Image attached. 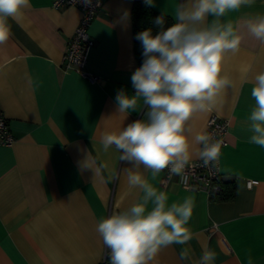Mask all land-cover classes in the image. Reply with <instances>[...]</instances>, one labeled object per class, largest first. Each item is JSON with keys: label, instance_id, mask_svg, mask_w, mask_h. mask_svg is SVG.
<instances>
[{"label": "crops", "instance_id": "0c3cea01", "mask_svg": "<svg viewBox=\"0 0 264 264\" xmlns=\"http://www.w3.org/2000/svg\"><path fill=\"white\" fill-rule=\"evenodd\" d=\"M52 2L29 0V7L9 20L10 37L0 44V109L15 137L13 144L0 146V264H110L96 225L117 202L130 204L136 190L126 182L128 165L114 147L105 153L100 137L106 128L118 131L143 118L142 102L125 115H119L115 102L120 89L135 95L134 0H104L90 26L95 45L87 71L98 77L94 83L61 67L81 10L55 9ZM178 3L154 0L151 7L174 20ZM125 12L130 18L121 19ZM260 13L264 0L226 19L236 22ZM260 71L264 44L245 33L239 51L227 55L221 69L234 86L221 89L212 109L190 122L193 141L206 131L211 114L229 122L220 168L223 181L234 184V199H212L182 188L176 179L164 189L163 172L153 179L141 169L168 193L169 203L195 198L190 241L161 249L150 264H192L205 249L216 253L215 264H247L249 253L254 264H264V148L248 143L242 128L254 105L253 78ZM89 153L97 176L81 167ZM247 180L258 183L248 188ZM183 248L189 250L188 261L180 259Z\"/></svg>", "mask_w": 264, "mask_h": 264}, {"label": "clouds", "instance_id": "9594fccd", "mask_svg": "<svg viewBox=\"0 0 264 264\" xmlns=\"http://www.w3.org/2000/svg\"><path fill=\"white\" fill-rule=\"evenodd\" d=\"M91 4L92 0H84ZM146 6H155L154 0H144ZM256 0H179L174 6L176 21L164 28V15L156 17L160 30L138 33L136 40L142 46V65L131 75L135 95L120 89L115 97L117 112L125 115L136 112L142 102V119H137L118 131H103L102 150L115 148L129 190H136L127 206L120 202L107 217H102L96 231L108 249L110 264H150L161 249L171 245H185L192 238L188 224L195 208V198L169 203L166 191L159 190L145 177L155 179L167 169L181 178L188 189L185 169L193 156L202 167L215 166L223 141L207 132L189 136L195 114L206 113L215 104V98L225 86H234L221 76L225 57L239 51L245 33L264 44V13L242 18L236 22L226 19L230 12L251 7ZM29 7V0H0V44L11 34L10 19H16ZM130 18L125 12L121 19ZM250 113L242 121L248 133L247 142L264 148V71L253 78ZM195 145V149L193 148ZM91 153L81 167L93 169ZM95 176L99 169H93ZM116 174H113L115 178ZM180 259H190L188 248L180 252ZM216 253L205 249L192 264H215ZM247 264H254L247 254Z\"/></svg>", "mask_w": 264, "mask_h": 264}, {"label": "built area", "instance_id": "2783aa9c", "mask_svg": "<svg viewBox=\"0 0 264 264\" xmlns=\"http://www.w3.org/2000/svg\"><path fill=\"white\" fill-rule=\"evenodd\" d=\"M103 3L104 0H92L91 4H85L84 0H53L52 2V7L55 9L76 6L82 12L80 22L70 38L67 50L62 57L61 67L64 71H72L80 74L92 83L96 82L98 77L87 71L89 55L95 45V40L91 36L89 29L93 20L100 12ZM228 131L229 122L227 120L218 117L216 114L210 115L205 132L212 134L215 139H221L223 141L221 151L226 143ZM14 142L15 137L12 133L10 124L3 111L0 109V146H9ZM221 151L218 163H216L214 167H202L199 158L191 160L190 165L185 169L188 176L187 190L204 192L210 197L223 192L224 181L220 168ZM162 172L163 178L161 184L164 189L167 188L174 179L185 189V185L181 183L180 176L171 175L167 169ZM257 183V180H247L246 186L251 188Z\"/></svg>", "mask_w": 264, "mask_h": 264}, {"label": "trees", "instance_id": "16d2710c", "mask_svg": "<svg viewBox=\"0 0 264 264\" xmlns=\"http://www.w3.org/2000/svg\"><path fill=\"white\" fill-rule=\"evenodd\" d=\"M162 15L155 11L151 6H146L144 0H134L133 9H132V20H133V32H134V49L136 58L138 61V67L142 65L143 57H142V46L141 42L136 40L135 37L138 33L152 29L153 34H157L160 30L159 26L155 24L156 17ZM164 15V14H163ZM165 24L164 28L167 29L171 27L175 21L164 15ZM224 190L222 193L211 197L212 199L221 200V201H229L234 199L235 197V188L232 182H224Z\"/></svg>", "mask_w": 264, "mask_h": 264}]
</instances>
